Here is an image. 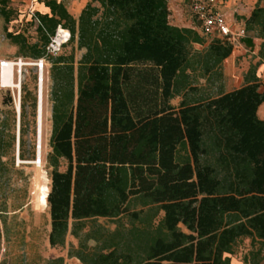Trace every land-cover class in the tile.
I'll use <instances>...</instances> for the list:
<instances>
[{
  "label": "trees",
  "instance_id": "16d2710c",
  "mask_svg": "<svg viewBox=\"0 0 264 264\" xmlns=\"http://www.w3.org/2000/svg\"><path fill=\"white\" fill-rule=\"evenodd\" d=\"M39 2L50 14L37 13L38 43L7 33L23 59H42L59 26L71 33L63 51H84L78 62L74 51L50 58V246L65 247L70 233L79 246L69 256L82 264H231L246 242L244 264H260L258 65L250 66L243 86L226 92L223 65L233 45L207 43L196 29L173 26L168 0H93L78 19L62 3ZM15 11L11 0H0L6 24ZM241 19L242 43L254 47V38L264 39V5ZM5 100L13 105L10 93ZM3 237L0 222V252Z\"/></svg>",
  "mask_w": 264,
  "mask_h": 264
},
{
  "label": "rangeland",
  "instance_id": "374dc122",
  "mask_svg": "<svg viewBox=\"0 0 264 264\" xmlns=\"http://www.w3.org/2000/svg\"><path fill=\"white\" fill-rule=\"evenodd\" d=\"M11 6L16 11L9 23L6 24L0 15V61L14 62L16 59L23 58V55L19 54V48L7 38V33L22 34L30 44L39 42L38 25L27 22L26 18L19 16L18 7L13 5L12 1ZM239 23L242 24L243 21L239 19ZM195 48L202 49L198 46ZM72 51L78 62L84 51L72 49L70 46L63 51V54L69 55ZM254 60L255 57H251L248 61L252 65ZM50 65L45 66L43 83L40 85V89L43 86L40 159L38 68L27 65L21 68V74L20 70L15 71V85L19 86L21 83L23 114H21L20 121L14 101V97H18V88L13 86L0 92V129L2 132L0 153L5 155L0 163V222L4 230L0 252V263L2 264H49L51 260L60 257L64 259V264H82L75 257L69 256L79 246V240L70 233L67 236L65 247L52 248L50 246V209L42 207L39 203L42 189L45 187L50 193L51 186V169L47 164V156L51 151L49 142L52 133ZM7 92L12 96V106L5 100ZM35 98L36 107L34 109ZM180 102L181 98H176L172 104L179 108ZM66 167L67 164L63 161L60 170L65 171ZM98 223L110 231L116 228L115 222L109 219H99ZM89 227L88 222L83 233L87 232ZM93 245L94 242H89V246ZM246 247V242L240 245L236 255L242 253Z\"/></svg>",
  "mask_w": 264,
  "mask_h": 264
},
{
  "label": "crops",
  "instance_id": "0c3cea01",
  "mask_svg": "<svg viewBox=\"0 0 264 264\" xmlns=\"http://www.w3.org/2000/svg\"><path fill=\"white\" fill-rule=\"evenodd\" d=\"M13 5L17 6L21 11H27L31 5L37 13L50 14V10L40 3L39 0H11ZM62 3L68 12L76 19L79 18L82 10L93 0H55ZM264 0H229L222 10L230 14L237 9L239 12L234 14L237 24L240 28H245L244 20L241 18H249L256 5ZM190 0H168L171 11L170 23L176 27L194 28L196 22L190 12ZM239 19L243 21L239 23ZM263 38H254V47H247L243 43L235 50V53L224 61V88L226 92H231L244 85V77L249 70L251 64L248 61L251 57H255L254 64L258 65L257 76L261 79L264 86V54L260 55ZM200 47V46H198ZM202 48V47H201ZM258 116L264 120V103L258 109ZM242 253L230 256L231 264H244ZM260 264H264V257Z\"/></svg>",
  "mask_w": 264,
  "mask_h": 264
},
{
  "label": "built area",
  "instance_id": "2783aa9c",
  "mask_svg": "<svg viewBox=\"0 0 264 264\" xmlns=\"http://www.w3.org/2000/svg\"><path fill=\"white\" fill-rule=\"evenodd\" d=\"M229 0H190V12L194 18L196 25L194 29L205 38L207 43L215 39L226 40L233 45V55L235 50L242 45V39L246 37L245 28H240L234 17V14L239 11L235 9L233 13L222 10ZM27 17L33 20L37 25L40 21L37 17V12L34 6L31 5L27 11H23ZM71 41V33L63 29L61 26L58 27L55 35L51 37L49 44L46 47L45 55L39 60H25L23 58L16 59L14 62L0 61V92H3L6 88H12V86H6L3 83L1 76V70L6 68L10 63L13 64V81L15 82V71L20 70L25 66L37 67L39 70V90H38V103L40 96V85L43 83V72L45 66L50 65V58L57 57L62 54V51L66 45ZM51 66V65H50ZM18 88V97H14L18 117L20 121L21 115V83Z\"/></svg>",
  "mask_w": 264,
  "mask_h": 264
},
{
  "label": "bare ground",
  "instance_id": "6f19581e",
  "mask_svg": "<svg viewBox=\"0 0 264 264\" xmlns=\"http://www.w3.org/2000/svg\"><path fill=\"white\" fill-rule=\"evenodd\" d=\"M1 76L3 79V83L6 86H16L15 82L13 81V64L10 63L6 68L1 70ZM19 87V86H17ZM42 87L41 86V91H40V96H39V104H38V126H39V159H40V149H41V128H42V115H43V91H42ZM40 163V162H39ZM36 165V164H35ZM49 195V191L47 188H43L42 189V193L39 197V203L42 207L48 208V202H47V198Z\"/></svg>",
  "mask_w": 264,
  "mask_h": 264
}]
</instances>
